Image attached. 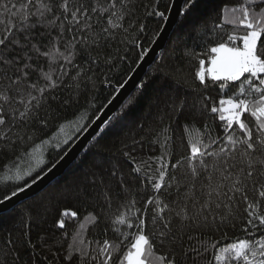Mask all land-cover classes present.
I'll return each instance as SVG.
<instances>
[{
  "label": "trees",
  "instance_id": "1",
  "mask_svg": "<svg viewBox=\"0 0 264 264\" xmlns=\"http://www.w3.org/2000/svg\"><path fill=\"white\" fill-rule=\"evenodd\" d=\"M172 1L123 0L130 13L122 20L111 17L121 27L112 28L111 33H102L99 37L96 33L102 27H111L107 24L109 16L108 13H101L99 17L92 15L89 22L93 29L86 33L89 46L75 45L73 51L76 54L72 64L67 65V74L59 77L56 88L46 90L40 108L32 110L27 123L21 121L18 111L14 110L24 109L19 101L22 96L27 103L28 92L23 90V85L19 89L20 95L16 89L6 92L10 81L0 69V111L7 114L6 124L0 126V199L13 190L18 191L15 180L18 171L21 175L31 171L30 175L24 176L26 187L58 162L85 132L159 35ZM83 2L91 8L96 0ZM100 2L107 3V0ZM12 3L19 4L20 0H0V12H4L3 5L11 8ZM241 3L242 0H197L195 11H189L185 0L180 19L164 50L112 120L48 187L0 213V264H75L65 256L76 234L85 241L84 247L89 252L109 240L120 243L117 255H122L137 229L114 224L121 214L125 215L126 223L134 225L137 217L143 219L145 233L149 236L161 227L159 223L153 225L156 205L147 201L158 199L173 208L178 201L183 203L176 185L177 181L187 183L186 176L190 171L186 128H192L194 133L199 130L204 134L205 142L209 140L208 133L215 139L224 132L218 113H211L210 108L219 107V100L232 96L236 89L230 86L222 91L210 81L207 90L200 89L195 73L199 60L207 61V56L200 53L226 40L231 32V26L215 27L221 9L225 5L232 7ZM116 11H125L121 0H117ZM154 11L164 12L166 18L149 15ZM50 31L52 37L58 34L55 29ZM72 35L65 30V39L57 42L52 50L64 52L65 42L71 40ZM93 37L98 39V45L92 44ZM49 39L48 35L35 34L33 43L39 42L37 47L46 52L50 47ZM31 55V60L26 59L29 67L22 71L28 72L29 83L39 82L43 86L46 81L42 77L49 72L51 61L35 50ZM51 74L53 80H57L56 72ZM8 76L15 79L12 72ZM193 89L197 91L193 92ZM5 95L10 99L5 100ZM245 117L250 126H254L248 114ZM221 146H227L226 139L223 144L219 141L213 144L209 151H216ZM160 157L168 167L165 185L171 183L172 188L162 187L156 192L149 177L153 181L159 180ZM39 159L43 163L38 164ZM195 163L198 165V161ZM173 164L177 166L172 168ZM136 168L139 172L134 170ZM173 176L177 179L172 180ZM259 182H264V178ZM247 194L250 199H255L251 182ZM196 197L202 199L199 191H196ZM237 203L234 212L243 219L245 204L242 199ZM65 212L69 214L65 216ZM72 212L77 215L71 216ZM163 215L174 217L175 214L165 210ZM60 220L64 221L63 229L58 226ZM172 223L175 228L178 222L173 218ZM114 228L120 231H114ZM120 233L128 234L127 239ZM252 235L259 233L243 232L240 223L236 227L229 225L208 231L206 237H201L207 239L208 251L198 258V264H209L210 261L214 264L213 244L227 246L237 238L250 239ZM153 243L158 254L168 251L166 245H159L156 237H153ZM112 264H117L116 256Z\"/></svg>",
  "mask_w": 264,
  "mask_h": 264
},
{
  "label": "snow or ice",
  "instance_id": "2",
  "mask_svg": "<svg viewBox=\"0 0 264 264\" xmlns=\"http://www.w3.org/2000/svg\"><path fill=\"white\" fill-rule=\"evenodd\" d=\"M187 2L189 11H195L197 0ZM121 3L125 11L120 13L116 11L117 0H107V3L96 0L91 8L83 0H20L19 4L12 3L11 8L7 4L3 5L4 12H0V69H3L4 76L10 81L6 92L16 89L17 95H20L21 85L28 92V102L25 103L22 96L19 101L24 109L14 110L18 111L21 121L27 123L32 110L40 108L41 98L46 90L56 88L59 77L67 74V65L72 64L76 54L73 51L75 45L89 46V36L86 33L93 29L89 22L92 15L99 17L101 13H108L109 16L107 24L111 27H102L96 33L97 37L102 33H111L112 28L121 27L111 18L122 20L130 13L127 3L123 0ZM149 15L166 18L164 12L154 11ZM224 26H231L230 34L226 40L200 53L201 56H207V61L203 58L199 60L195 79L200 89L207 90L210 81L222 91L234 86L236 92L232 96L221 98L219 107L210 108L211 113H218V119L223 122L224 132L220 136L211 139L208 133L209 140L205 142L204 134L199 130L194 133L192 128H186L190 146L187 157L190 171L186 176L187 183L177 181L176 185L177 194L183 197V203L178 201L173 208L162 204L158 199L147 201L150 205H156L153 225H161L151 236L145 233L143 219L137 217L134 225L132 222L126 223L124 214L117 217L114 224L137 229L122 255H117L120 253L119 242L105 240L94 252H89L79 234L74 235L66 250L65 259L69 262L112 264L116 256L117 264H198V258L209 247L207 239L201 237H206L208 231L229 225L236 227L240 223L243 232L259 235H252L250 239L237 238L227 246L217 247L213 244L214 264H264V182L258 183L260 178H264V0H242L239 6L232 7L225 5L221 9L219 21L215 24L216 28ZM52 29L57 30L55 37H52ZM65 30L73 33L71 40L65 42V51H53L55 44L65 39ZM35 34L51 37L48 51L41 52L37 47L39 42L33 43ZM91 42L95 45L99 43L95 37ZM33 50L51 61L48 65L49 72L42 77L46 81L43 86L39 82L29 83L26 79L28 72L22 71L29 67L26 59H32ZM61 59L63 63H59ZM53 71L57 74V80H53ZM9 72L14 74L15 79L8 76ZM196 91L197 89H193V92ZM4 99L8 100L10 97L5 95ZM245 114L254 121V126H250ZM6 115L0 111V126L6 124ZM15 119L13 116V120ZM225 139L227 146L209 151L213 144L218 141L223 144ZM209 157L212 159L209 160ZM159 159V180L153 181L149 177L156 192L162 187L172 188L171 183L165 185L167 164L163 157ZM37 163H43V160L39 159ZM176 166L173 164L172 168ZM134 170L139 172L140 169ZM30 174L31 171L24 175L18 171L15 177L18 191L13 190L10 195H5L0 199V204H5L18 196L19 192H24V176ZM171 179L177 178L173 176ZM35 182L33 179L27 187L30 188ZM249 182L252 184L255 199H250L247 194ZM182 188L187 191L182 192ZM196 191L200 192L202 199L196 197ZM105 199L108 200V197ZM241 199L246 213L243 219L234 212L238 208L237 201ZM165 210L174 212V217L163 215ZM68 214L64 213L65 216ZM76 215L75 212L71 213L73 217ZM173 218L178 222L175 228ZM58 226L63 229L64 221L60 220ZM113 230L120 231L119 228ZM120 234L127 239L128 234ZM153 237H156L161 247L167 246L166 253L158 254ZM209 264L213 262L210 261Z\"/></svg>",
  "mask_w": 264,
  "mask_h": 264
},
{
  "label": "water",
  "instance_id": "3",
  "mask_svg": "<svg viewBox=\"0 0 264 264\" xmlns=\"http://www.w3.org/2000/svg\"><path fill=\"white\" fill-rule=\"evenodd\" d=\"M185 0H173L165 23L152 43L151 47L146 51L138 66L134 69L130 77L117 90L115 95L107 103L104 109L98 114L93 122L88 126L85 132L74 142L68 151L43 175L37 178L34 184L25 187L24 192H19L18 196L13 197L11 201L0 204V213L6 212L27 199L32 198L53 181L60 177L66 169L82 154L89 143L97 136V134L112 120L120 109L121 105L135 90L146 71L157 60L164 50L170 36L172 35L183 10Z\"/></svg>",
  "mask_w": 264,
  "mask_h": 264
}]
</instances>
